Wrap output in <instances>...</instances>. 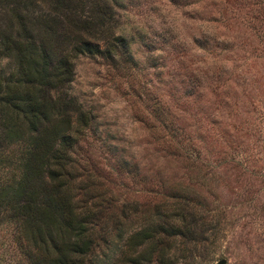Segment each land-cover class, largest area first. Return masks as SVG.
I'll use <instances>...</instances> for the list:
<instances>
[{"label":"rangeland","instance_id":"obj_1","mask_svg":"<svg viewBox=\"0 0 264 264\" xmlns=\"http://www.w3.org/2000/svg\"><path fill=\"white\" fill-rule=\"evenodd\" d=\"M107 1L128 56L74 58L77 180L160 222L168 258L144 264H264V0Z\"/></svg>","mask_w":264,"mask_h":264},{"label":"trees","instance_id":"obj_2","mask_svg":"<svg viewBox=\"0 0 264 264\" xmlns=\"http://www.w3.org/2000/svg\"><path fill=\"white\" fill-rule=\"evenodd\" d=\"M116 23L107 0H0V245L4 231L24 264L168 258L160 222L135 230L129 209L105 213L72 158L89 120L69 93L73 61L127 57Z\"/></svg>","mask_w":264,"mask_h":264},{"label":"water","instance_id":"obj_3","mask_svg":"<svg viewBox=\"0 0 264 264\" xmlns=\"http://www.w3.org/2000/svg\"><path fill=\"white\" fill-rule=\"evenodd\" d=\"M223 261H224L223 259H220V260L217 261V264H222Z\"/></svg>","mask_w":264,"mask_h":264}]
</instances>
